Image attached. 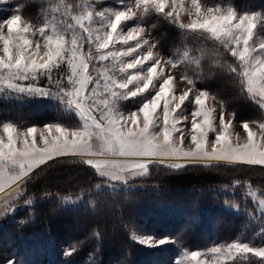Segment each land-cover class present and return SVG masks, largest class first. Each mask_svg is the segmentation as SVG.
<instances>
[{"label":"snow or ice","instance_id":"1","mask_svg":"<svg viewBox=\"0 0 264 264\" xmlns=\"http://www.w3.org/2000/svg\"><path fill=\"white\" fill-rule=\"evenodd\" d=\"M120 4V8L100 11L94 4H80L76 15H72V4H63L62 16H71L74 23L58 20L56 16L44 18L38 24L22 23L20 14L0 21V92L16 99L54 100L79 119L73 128L60 123L45 125L46 132L40 133L42 144L37 143L36 127L17 133L13 124H3L7 138L0 135V193L15 186V197L7 193L4 213L15 210L16 198L23 196L33 169L62 157H79L106 178L109 183L105 187L112 190H116L112 182L127 187L130 177L146 176L150 166H163L171 171L197 165L264 167V40L249 44L259 14L238 16L233 8L220 6L202 10L199 0H191L187 9L184 0H131V3L120 0ZM54 11L60 12V5ZM184 11L193 17L190 22L181 20ZM149 13L159 14L185 34L211 38L219 46L215 49L217 55L230 53L238 59L239 64L229 65L228 70L239 81L241 96L250 99L261 112L258 122L241 121L247 133L243 141L232 133L237 113H228L226 118L221 110L214 115L215 108L206 104L210 95L206 90H198L190 99L195 81L186 74L182 78L193 87L175 94V78L166 74L165 69L177 68L185 62L199 66L200 61L190 60L188 50L176 61L154 55L152 49L156 44L142 35L145 30L129 26ZM96 23L99 26L94 28ZM37 34L43 43L32 39ZM129 41H135V46L112 50ZM85 42L89 45L87 52ZM129 56L133 58L122 59ZM106 61H111V65L105 66ZM94 62L101 65L94 66L95 75L90 71ZM62 65L70 70L66 84L61 75ZM117 72L124 75L118 76ZM42 80L47 81L43 86ZM137 97L138 108L127 114L120 110L121 101ZM186 101L194 104L190 121L182 109ZM250 124H255L258 131ZM186 133H190L189 147H185L189 138ZM209 133L215 134L212 140ZM240 183L235 181L237 185ZM249 195L256 197L257 193L250 190ZM25 203L31 204L32 200ZM62 203L75 201L65 198ZM258 203L264 217V198H258ZM132 239L147 247L174 243L167 236L133 233ZM75 251V247H70L64 254L71 256ZM249 253L261 258L259 264H264V247L241 242L221 244L204 253L185 250L175 264H230L237 256L246 259ZM209 255L211 261L207 259ZM7 264L16 261L9 260Z\"/></svg>","mask_w":264,"mask_h":264},{"label":"trees","instance_id":"2","mask_svg":"<svg viewBox=\"0 0 264 264\" xmlns=\"http://www.w3.org/2000/svg\"><path fill=\"white\" fill-rule=\"evenodd\" d=\"M201 1L244 14L258 13L253 33L264 36V0ZM85 3L94 4L97 11L121 7L120 0H0V21L20 14L38 24L51 18L54 7L60 5L58 14L71 22V16H62L63 4H72V15H76L77 5ZM136 22L166 58L176 61L188 50L190 60L199 59V66L194 62L178 65L179 76L186 74L195 81V88L206 90L226 111L236 112L237 121H259L260 109L241 96L239 81L228 70L229 65L239 64L237 58L230 53L217 55L219 46L211 38L185 34L159 14L149 13ZM62 67L61 75L67 72ZM135 103L126 104L132 108ZM4 123L20 128L60 123L73 128L79 119L54 100L16 99L0 92V124ZM31 176L17 200L20 207L0 220V264L9 260L16 264H174L185 250L232 242L264 246V217L248 196L250 190L259 197L264 193L260 166L197 165L180 171L150 166L146 176L129 180L127 187L112 182L116 185L112 190L95 169L69 156L49 161ZM65 198L75 203H62ZM28 199L31 204L25 203ZM133 233L167 236L174 243L147 247L134 241ZM70 247L76 251L66 256ZM260 259L249 253L230 264H259Z\"/></svg>","mask_w":264,"mask_h":264},{"label":"rangeland","instance_id":"3","mask_svg":"<svg viewBox=\"0 0 264 264\" xmlns=\"http://www.w3.org/2000/svg\"><path fill=\"white\" fill-rule=\"evenodd\" d=\"M199 3L201 4V8L202 10L203 9H206V8H209V7H216V6H212V5H207L205 3H203L201 0H199ZM87 4V3H85ZM184 4H185V8H189L190 7V4H191V0H184ZM221 8H227L228 6H220ZM120 8V7H118ZM54 10V9H53ZM166 11L168 10L167 8L165 9ZM80 11V9H79ZM236 11V10H235ZM55 14H52V16H56L57 19H63L59 14L58 12L56 11H53ZM236 14L238 16L240 15H243L244 13H241V12H238L236 11ZM50 18V17H49ZM181 20L185 23L187 22H190V20L193 18L192 16H190L188 14L187 11H184L181 13ZM23 22H27V23H31L33 24L32 22H30L28 19H26L25 17L22 16V23ZM67 23H74V21L71 19V22H67ZM99 24L96 23L93 25V27H98ZM129 26H139L141 28H143L145 30V32L142 34L144 35V37L146 39L149 40L150 43H152V41L150 40V37L147 35V30L144 28V26L138 24V22H135V24H130ZM125 32L127 31V27H125ZM32 39L36 40V39H39L41 41V43H43V38L40 37L38 34L36 37H32ZM264 40V36H256L254 33H253V38L252 40L249 41V44L252 45V44H258L260 41ZM121 45V46H120ZM129 46H135V41H129L127 45L125 44H117L115 46L114 49L112 50H119L121 48H127ZM88 48H89V45L85 42L84 43V51L87 52L88 51ZM154 55H159L160 57H162L163 59L167 60L168 58H166L164 55H162L155 47L152 49ZM93 54H95V49L93 48ZM135 55V53L133 54V56ZM133 56H129V57H122V59H124L125 61L127 60H131L133 58ZM111 61H106L104 62V65L105 66H110L111 65ZM63 67L65 66L66 69H67V72L66 74H63L62 73V76L64 77V82L65 84L67 83L66 82V76L67 74H69V69L67 67V65H62ZM94 66L95 67H101V65H99L98 63L94 62L93 65H90V71L93 72V75H95V71H94ZM62 67V68H63ZM64 67V68H65ZM131 71V70H130ZM165 72L166 74H170L172 75L175 79H174V91H175V94L176 95H179L181 94L183 91L187 90L189 87H193L192 85H189L187 80L183 79L181 76H179L176 68H166L165 69ZM116 75L120 76V75H124V74H120V73H116ZM41 85L43 86L44 84L47 83L46 80H42L41 82ZM91 87V86H90ZM199 89L195 88L193 89V93H190V99H192L194 97V94L198 91ZM213 96L209 95V98L206 100V104L208 107L210 108H215V112H214V115L218 114L221 110H223L226 114V118H227V114L230 113L228 111H226L222 106L221 104L216 100V99H212ZM139 100V97L137 98H134L132 100H124V101H121L120 105H119V108L122 112H124L125 114L135 110L136 108L139 107V104L137 103V101ZM128 102H136L134 106H132V108H129V106H131V104H126ZM128 107V108H127ZM182 109L184 111V114L188 116L189 118V121L191 120V112L194 110V104H191V103H188L186 101L185 105L182 106ZM179 111V110H178ZM47 125V124H45ZM45 125H33V126H29V127H36L37 129V133H36V138H37V143L38 144H42V140H41V136H40V133L43 131V132H46V129H45ZM250 126L253 128L254 131H258V129L256 128V125L255 124H250ZM15 129H16V132L17 133H24L26 132V130L29 128V127H19V126H16L14 125ZM66 127V126H65ZM68 128H71V127H68ZM232 133L234 136L238 135L240 140L243 141L245 138H246V131L242 128V124L241 122L237 121V120H234L233 121V126H232ZM0 135L4 136L5 140H6V133L3 132V124H0ZM186 135L189 136L188 139L185 140V147H189L190 146V133H186ZM214 133H209V139L212 140L214 138ZM94 144H98L97 141H93ZM43 166V165H41ZM40 166V167H41ZM39 167V168H40ZM261 167V166H260ZM39 168H36V169H33L32 173L35 172L36 170H38ZM264 168V167H263ZM30 173V175L32 174ZM134 178H138V177H134ZM133 177H130L129 180H132L134 179ZM15 188V186H12V188H9L6 190L5 193H0V220L5 217L8 213H4L3 212V209L4 207L6 206V198H7V193H12L13 197H15V193L13 192V189ZM252 191V190H251ZM256 192V191H255ZM257 193V192H256ZM248 196H249V191H248ZM250 198L257 204V207H258V211L260 212V206H259V203H258V198H261L258 196V193H257V196L256 197H252L250 196ZM17 200L19 199L16 198ZM20 206L19 205H16L15 206V210L18 209ZM13 212V211H12ZM137 236H151V235H147V234H138ZM135 241V240H134ZM165 245V244H164ZM164 245H159V246H164ZM159 246H155V247H152V248H157ZM216 245H210L208 246L207 248L205 249H197V250H193V251H200L202 253L204 252H207L208 249L212 248V247H215ZM264 247V246H262ZM188 252H192V251H188ZM183 253L180 255L182 256ZM179 256V257H180ZM179 257H176L175 258V261L179 258ZM201 259H204V257H201ZM209 261H211V256L209 255V257L207 258ZM175 261H174V264H175ZM7 264V263H5Z\"/></svg>","mask_w":264,"mask_h":264}]
</instances>
